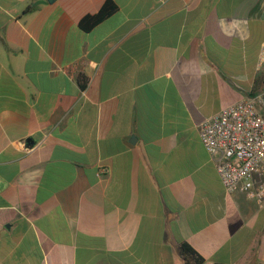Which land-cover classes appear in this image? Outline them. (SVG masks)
<instances>
[{
	"label": "crops",
	"instance_id": "1",
	"mask_svg": "<svg viewBox=\"0 0 264 264\" xmlns=\"http://www.w3.org/2000/svg\"><path fill=\"white\" fill-rule=\"evenodd\" d=\"M105 1L0 0V264H264V202L198 130L264 89V0H115L84 31Z\"/></svg>",
	"mask_w": 264,
	"mask_h": 264
},
{
	"label": "built area",
	"instance_id": "2",
	"mask_svg": "<svg viewBox=\"0 0 264 264\" xmlns=\"http://www.w3.org/2000/svg\"><path fill=\"white\" fill-rule=\"evenodd\" d=\"M198 130L226 190L263 203L264 89L204 118Z\"/></svg>",
	"mask_w": 264,
	"mask_h": 264
},
{
	"label": "trees",
	"instance_id": "3",
	"mask_svg": "<svg viewBox=\"0 0 264 264\" xmlns=\"http://www.w3.org/2000/svg\"><path fill=\"white\" fill-rule=\"evenodd\" d=\"M117 9L118 5L115 0H106L97 13L85 15L80 21V26L84 31H90L115 13ZM81 82L82 86L85 87L87 84L85 76L81 77ZM180 248L185 264H204L205 259L188 242H181Z\"/></svg>",
	"mask_w": 264,
	"mask_h": 264
}]
</instances>
